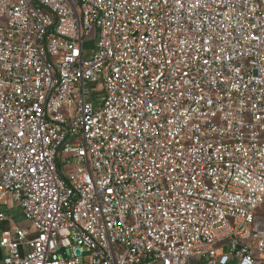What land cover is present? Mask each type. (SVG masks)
<instances>
[{"label":"built area","instance_id":"2783aa9c","mask_svg":"<svg viewBox=\"0 0 264 264\" xmlns=\"http://www.w3.org/2000/svg\"><path fill=\"white\" fill-rule=\"evenodd\" d=\"M8 197L3 264H264V0H0Z\"/></svg>","mask_w":264,"mask_h":264},{"label":"rangeland","instance_id":"374dc122","mask_svg":"<svg viewBox=\"0 0 264 264\" xmlns=\"http://www.w3.org/2000/svg\"><path fill=\"white\" fill-rule=\"evenodd\" d=\"M90 39H93V37H90ZM7 201L8 202L7 204L3 206V209L7 210L11 214L12 218L8 222L1 223L0 228H6L10 226L11 224L20 223L23 226L27 227L28 229H31V226H29V223H27L25 219L22 217V215L20 214L19 206L13 201L11 197H8ZM0 264H3V261L1 258V252H0Z\"/></svg>","mask_w":264,"mask_h":264}]
</instances>
